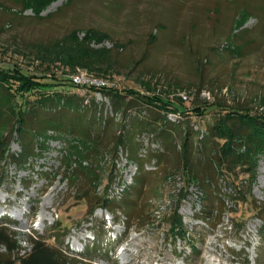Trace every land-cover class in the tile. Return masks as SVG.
<instances>
[{
	"label": "rangeland",
	"instance_id": "374dc122",
	"mask_svg": "<svg viewBox=\"0 0 264 264\" xmlns=\"http://www.w3.org/2000/svg\"><path fill=\"white\" fill-rule=\"evenodd\" d=\"M247 3L264 12L256 0H0V65L80 74L161 96L193 114L185 118L195 124L204 125L193 111L197 105L264 113V25L238 9ZM88 36L94 38L89 44ZM76 40L85 43L77 47ZM77 93L103 99L85 88ZM138 125L135 119L131 130ZM115 134L113 125L97 149L107 151ZM171 148L160 147L166 158L137 186L126 220L89 197L96 189L100 198H115L133 183L136 168L125 154L119 152L116 161L108 153L104 159H69L71 152L52 141L50 151L30 165L3 168L0 226L14 233L19 256L29 251L33 235L75 264H264V213L257 207L264 208V159L251 178L240 172L221 182L223 193L233 189L236 198L228 200L214 229L198 218L199 191L191 186L185 192V170ZM11 150L18 146L12 143ZM235 187L244 191L239 200ZM176 210L198 253L170 233Z\"/></svg>",
	"mask_w": 264,
	"mask_h": 264
},
{
	"label": "trees",
	"instance_id": "16d2710c",
	"mask_svg": "<svg viewBox=\"0 0 264 264\" xmlns=\"http://www.w3.org/2000/svg\"><path fill=\"white\" fill-rule=\"evenodd\" d=\"M256 2L264 4V0ZM237 7L264 25V12L255 4ZM93 39V36H88L85 41L89 44ZM84 43L76 40L75 46L82 47ZM90 50L81 48L80 54L85 55ZM79 88L98 92L103 99H84L77 93ZM193 111L204 125L186 119V115L193 114H187L185 109L161 96L107 85H78L68 75L0 65V187L4 183L2 170L6 164L30 165L50 151L52 141L60 143L62 151L71 152L67 155L69 159L87 161L93 155L104 159L108 153L116 161L121 152L136 168L133 183L123 187L115 198L107 195L100 198L96 189L90 190L89 199L95 200L109 213H121L128 220L133 208L130 198L138 192L137 186L150 174L157 173L166 158L160 147H172L171 151L178 153L176 159L181 161L185 170V192L191 186L199 191L197 199L201 208L198 218L215 229L224 215V207L233 197V189L231 194L223 193L221 182L235 179L240 172L251 178L257 162L264 159V113L215 103L197 105ZM135 119L140 125L133 131L131 125ZM113 125L116 134L107 141L108 150H98L102 135ZM12 143L18 146V151L11 150ZM153 143L159 144V148H150ZM147 164L150 169L144 168ZM23 185L28 186L25 182ZM234 192L238 193L236 200L244 193L238 187ZM257 207L259 213H264L263 207ZM177 211L169 231L176 240L187 244L192 253H198L197 241L186 232L182 217L176 216ZM217 218L216 222L210 223V219ZM261 219L262 237L264 219ZM28 242L29 251L19 256L21 249L14 233L0 226V247L5 248L4 253L0 252V264H75L42 237L32 235Z\"/></svg>",
	"mask_w": 264,
	"mask_h": 264
},
{
	"label": "built area",
	"instance_id": "2783aa9c",
	"mask_svg": "<svg viewBox=\"0 0 264 264\" xmlns=\"http://www.w3.org/2000/svg\"><path fill=\"white\" fill-rule=\"evenodd\" d=\"M71 80L74 84H78V85H95V86H100V85L110 86L111 85L105 82H97L96 80L93 81L90 77L80 75V74L71 76Z\"/></svg>",
	"mask_w": 264,
	"mask_h": 264
}]
</instances>
